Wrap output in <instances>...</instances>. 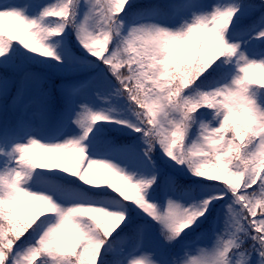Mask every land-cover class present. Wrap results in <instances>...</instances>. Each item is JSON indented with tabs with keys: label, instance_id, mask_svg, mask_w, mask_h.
Listing matches in <instances>:
<instances>
[{
	"label": "snow or ice",
	"instance_id": "1",
	"mask_svg": "<svg viewBox=\"0 0 264 264\" xmlns=\"http://www.w3.org/2000/svg\"><path fill=\"white\" fill-rule=\"evenodd\" d=\"M0 264H264V0H0Z\"/></svg>",
	"mask_w": 264,
	"mask_h": 264
}]
</instances>
